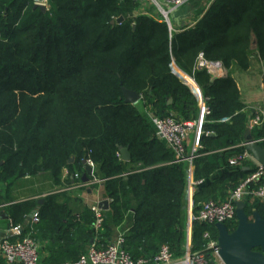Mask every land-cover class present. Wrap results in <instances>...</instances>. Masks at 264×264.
Wrapping results in <instances>:
<instances>
[{
	"label": "trees",
	"instance_id": "trees-1",
	"mask_svg": "<svg viewBox=\"0 0 264 264\" xmlns=\"http://www.w3.org/2000/svg\"><path fill=\"white\" fill-rule=\"evenodd\" d=\"M200 5L189 0L175 11L178 21L171 20L175 30H170L150 12L136 13L139 0H50L44 12L32 0H0V207L24 232L32 229L36 241L56 236L61 260L70 244H79L82 252L90 239L104 246L119 232L133 259H151L161 244L175 256L183 253L188 164L175 161L147 113L198 118V99L172 72L173 64L193 78L210 109L202 124L210 134L200 136L202 149L192 161L193 178L202 181L194 210L202 201L223 199L249 172L250 162H227L245 150L251 111L245 110L233 73L249 70L254 54L264 68V0ZM193 9L195 23L184 24L181 19ZM200 53L220 61L227 76L211 80L205 68L197 69ZM262 83L264 93V72ZM122 87L139 93L140 100L125 103ZM262 112V123L251 133L264 147V100ZM119 147L128 149V161ZM83 160L96 166L109 199L101 228L95 231L91 208L73 215L59 203L62 193L44 196L39 221L26 222L38 201L34 181L44 175L60 185L63 169L71 181L84 171ZM26 175L30 194L16 201L12 187ZM245 204L248 215L255 209L264 219V202ZM236 224H227L229 231ZM205 231L217 237L214 225L193 222L192 250H203L211 264Z\"/></svg>",
	"mask_w": 264,
	"mask_h": 264
},
{
	"label": "built area",
	"instance_id": "built-area-1",
	"mask_svg": "<svg viewBox=\"0 0 264 264\" xmlns=\"http://www.w3.org/2000/svg\"><path fill=\"white\" fill-rule=\"evenodd\" d=\"M146 1L154 8L155 12H153V15L167 23L170 30H175L172 27L170 14L173 11H177L189 0ZM32 2L34 5L44 6L45 10H48L50 7V0H32ZM136 13L145 14L147 12L141 8ZM195 66L197 69L205 68L213 78L226 75V69L221 62L208 61L201 53L197 57ZM196 97L199 102L200 111L198 118L195 120H178L173 115L159 117L149 112L156 133L173 150L175 161L184 160L188 163L186 170V200L188 202L186 228L188 234L184 243V253L180 256H175L167 244H161L158 252L151 259L144 257L133 259L123 248L124 239L119 234L104 246L99 244L96 239L93 240L76 260L61 264H207L203 250H192L193 222L196 221L209 226H213L216 223H225L227 225L237 221L236 202L243 201L245 203L248 202V204L256 201L264 202V166L257 163L251 157L250 152L245 149L243 152L233 155L227 160L230 166H242L246 162H250L249 172L245 177L240 179L236 186L223 199L202 201L198 209L194 210L192 208V197L195 192L194 186L202 182L193 178L192 161L199 155V151L202 149L200 136L203 133L206 135L210 134L208 131L203 132L202 130V124L210 113V109L205 104V99L201 92H198ZM262 113H256L251 117V125L259 126L262 123ZM192 132L194 140L190 149L187 150V140L189 139V134ZM86 163L91 166L93 165L90 160H86ZM83 185L84 182L81 181L78 187H82ZM91 210L95 215L93 226L97 232L101 228L103 221L102 210L97 205H94ZM38 221L39 214L35 211L31 216V223L35 224ZM31 230L24 232L21 225H14L11 221L8 222L5 234L0 238V257L3 258L5 264H46L41 259L37 241L30 235ZM203 237L207 239L205 250H209L210 257L214 260H219V264H222L218 256L217 237H211L208 231L203 233Z\"/></svg>",
	"mask_w": 264,
	"mask_h": 264
},
{
	"label": "water",
	"instance_id": "water-1",
	"mask_svg": "<svg viewBox=\"0 0 264 264\" xmlns=\"http://www.w3.org/2000/svg\"><path fill=\"white\" fill-rule=\"evenodd\" d=\"M34 8L45 11V7L34 5ZM175 11L170 14L172 20L177 22ZM122 17L117 18L116 22L122 21ZM114 23V21H112ZM214 78L211 76V80ZM122 89V95L125 103L134 104L138 102L141 95L136 91ZM172 101L168 100V104ZM244 146L250 152L251 157L259 164L264 166V147L259 145L257 140L251 136H246ZM121 159L128 161L130 159L129 151L126 147H119ZM73 158H70V161ZM84 172L81 175L82 182H88L89 175L92 173V166L83 160ZM2 161H0V164ZM43 199L40 200L42 202ZM245 202H236V227L229 231L225 223H216L214 225L217 231L218 256L222 264H264V219L260 213L253 209L251 215L245 212ZM98 207L107 210L109 203L107 199L99 202ZM217 264V263H212Z\"/></svg>",
	"mask_w": 264,
	"mask_h": 264
},
{
	"label": "crops",
	"instance_id": "crops-1",
	"mask_svg": "<svg viewBox=\"0 0 264 264\" xmlns=\"http://www.w3.org/2000/svg\"><path fill=\"white\" fill-rule=\"evenodd\" d=\"M174 66H175V64L173 65V67ZM263 72H264V70H263ZM236 73H238V71L234 72V74H233V77L235 78V80H237V77L239 75ZM252 75H254V74H252ZM262 77H263V73L260 76L259 88L257 87V90H259L258 99H255L253 96L254 88L252 87V82H248L246 84L248 86L246 87L245 93L241 92V94H242L241 96H242L243 101H244L245 106H246L245 110L246 111L251 110L248 114V119H249L248 131H247L245 137L249 135L253 139H255V138L253 137V135L251 133L253 125H251V123H250L251 116H252V115L250 116V114H251V112L256 114V113H262V111H263L264 93H263ZM193 82L195 83L194 80H193ZM236 83H237V86L240 90V85L238 83V80L236 81ZM195 85L197 86V91L201 92L200 87L196 83H195ZM189 86L192 88V89L190 88L192 90V93H194L196 91V89L193 86H191L190 84H189ZM193 138H194V135L192 132L191 134H189V139L187 140L188 150L190 149V147L193 143V140H194ZM244 140H245V138H244ZM244 140L242 141L243 145H244ZM255 140H257V139H255ZM245 168L249 170V166L245 165ZM67 173H68L67 170L63 169L62 176L65 177L67 175ZM71 179H72V177H71ZM53 188H55V187H53ZM1 190H2V188H0V194H1ZM48 192L44 193L43 195H37V196L33 197L34 201L38 200L37 205L30 212V214L27 216L26 222H31V216H32L33 212H35V211L40 212V210H39L40 204H42V202H43V201L40 202V200L43 199L44 196H46ZM104 199H107V197H106L105 191L103 189V186L101 185V186H95L93 188L88 187L86 189H81V190L78 189L76 191L74 190V194H71L70 196L59 197L58 202L61 204L67 205V207L70 209V212L74 215V214H77V212H79L83 208L88 209L94 205L98 206L99 202L104 200ZM3 207H4V205H2L0 207V238H2V236L5 234V228L7 227L8 222L11 221L10 219H8L7 212ZM55 237H51L50 235H48L43 240H39V238L37 240V243L39 245V252L41 255V259L45 263L48 262L46 264H49V263L55 264L56 262H59V261H61L62 263L71 262L72 260L78 258V256L80 254H82L87 249L88 245L93 241V239H90L89 242L87 243V245H85V248L83 249L82 252H81V249L79 247V244H75V245L70 244L68 247H71L72 249L69 250V252L66 256L62 255L61 257H64L63 258L64 260H61L60 258H58L59 257L58 247H60L61 241L55 242L54 241ZM64 247H65V244L63 243L62 248H64ZM0 259L2 260L3 264H5L3 258L0 257ZM213 262L219 264V262L217 260L213 259Z\"/></svg>",
	"mask_w": 264,
	"mask_h": 264
},
{
	"label": "rangeland",
	"instance_id": "rangeland-1",
	"mask_svg": "<svg viewBox=\"0 0 264 264\" xmlns=\"http://www.w3.org/2000/svg\"><path fill=\"white\" fill-rule=\"evenodd\" d=\"M210 1L211 0H200L201 5L209 4V3H211ZM139 4H140L142 10H145V12H150L151 14H153V12H155L153 6L149 2H147L146 0H139ZM201 5H200V7H201ZM198 10H199V8H198ZM196 12H197V9H193V11L191 12L192 15H189L188 17L183 18L181 20L184 22V24H187L189 26L193 25L195 23L194 16L196 15ZM252 57H253V59H252V63L253 64L251 65L249 70H247V71H238V73H236V74H239L238 75L239 78L237 77V80H238V83L240 85V93L241 92L245 93L246 92V87L248 86L246 84L248 82H252V87L254 88L253 96H254L255 99H258L259 90H257V87L259 88L260 76L263 73L264 68H263L262 63L258 60V57L255 54ZM173 65H171L172 66V72H174L176 75H178V77L180 79H182V81L185 83V85L189 86L190 82H188V80H186V79L188 78V79H190L192 81L193 78H191L190 76L188 77L187 74L183 73L180 70H179L180 72L176 71L174 69ZM225 69H226V75L225 76H227L228 69L226 67H225ZM235 72H237V71H235ZM182 74H183V76H182ZM252 74H254V75H252ZM192 83L195 86V83L193 81H192ZM190 88L191 87L189 86V89ZM196 88L197 87L195 86V89ZM191 92H192V90H191ZM193 94L195 96H197L198 91L196 90ZM139 104H141V103H139ZM149 112H151V111L148 109L147 113L149 114ZM151 113H153V112H151ZM92 167H93L92 168L93 170H92V173L89 175V180H88V182H85L82 187H78V186L81 184V175L83 174V172L81 173V172H77L76 171L71 176L72 177L71 181H67L65 179V177L67 175L65 177L62 176L63 184L61 183L60 185H56V186H53L48 179L44 178V175H43V176L39 177V179L34 181V183L32 184L33 189L35 190L37 187L39 188V190L37 191L38 195H39V193H41L40 195H43L44 193L49 191L48 192L49 194L62 193L64 196H70L71 194H74V190L76 191L78 189L81 190V189H86L88 187L89 188H93L95 186H101L102 182H103V179L97 177V175L95 174L96 173V166L92 165ZM75 177L78 178V179L80 178V179L76 181ZM28 180H33V179L30 178ZM27 187H28V185H27V175H26L25 177L19 179L16 182V184H14L13 187H12L14 200L18 201V200L27 199L28 195L30 194V192H27ZM53 187H55V188H53ZM194 188H196V186H194ZM186 190H187V187H186ZM194 193H193V195H194ZM192 200H193V197H192ZM107 201L109 203V199L108 198H107ZM186 202H187V200H186ZM194 207H195V204L193 203L192 208L194 209ZM187 212H188V202L186 203V214H187ZM192 229H193V225H192ZM119 234H122V232H119L117 235H119ZM187 234H188L187 228L185 227V238H184V240L186 239ZM183 249H184V247H183ZM183 253H184V250H183ZM212 263H215V262H212Z\"/></svg>",
	"mask_w": 264,
	"mask_h": 264
},
{
	"label": "bare ground",
	"instance_id": "bare-ground-1",
	"mask_svg": "<svg viewBox=\"0 0 264 264\" xmlns=\"http://www.w3.org/2000/svg\"><path fill=\"white\" fill-rule=\"evenodd\" d=\"M176 71H179L176 67L174 68ZM180 72V71H179ZM181 74V73H180ZM182 76H183V74H182ZM189 77V76H188ZM188 79V78H187ZM193 81V80H192ZM196 86V85H195ZM197 87V86H196ZM196 90H197V88H196Z\"/></svg>",
	"mask_w": 264,
	"mask_h": 264
}]
</instances>
